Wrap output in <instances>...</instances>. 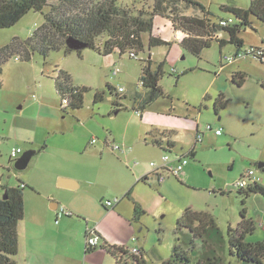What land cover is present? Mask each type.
<instances>
[{
  "label": "rangeland",
  "instance_id": "obj_1",
  "mask_svg": "<svg viewBox=\"0 0 264 264\" xmlns=\"http://www.w3.org/2000/svg\"><path fill=\"white\" fill-rule=\"evenodd\" d=\"M198 1L210 10L211 19L216 23L229 18L238 23L232 13L222 10L223 5L248 8L251 4V0ZM120 3L134 13L141 10L151 13L155 0H120ZM165 6L167 13L154 17V33L171 45L156 47L151 55L149 51L139 53L137 58L119 51L105 55L88 47L81 53L51 51L46 59L35 52L27 61L18 49L0 66V184L18 186L22 181L28 185L24 196L29 215L37 200L49 203L51 187L47 176L59 165H62L60 170L74 166L80 172L82 167L91 170L95 166L121 178L127 170L134 169L135 161L143 166L152 161L162 162L165 151L153 144L152 135L170 133L181 150L195 148V157H187L189 164L178 177L169 176L161 185L151 178L134 186L133 191L145 210L136 221L107 214L100 204L102 214L96 202H91L96 188L102 192L110 190L103 182L80 189L78 200H69L68 210L73 215L62 216L59 223L53 218L47 224L51 232L47 253L54 255L59 249H65L68 264H76L72 257L84 254L88 224H97L98 231L103 230L108 247L137 245L143 251L145 264L168 261L176 245L188 251L191 259L188 264H255L231 253V234L243 220V209L254 226L246 241H264V197L259 193L245 197L235 185L248 169L257 171L264 184V169L258 166L264 163V63L248 56L232 64L224 61L220 71L221 54L234 56L237 46L228 43L221 48L214 42L201 56L194 55L175 39L172 18L176 16L175 11L181 15H202L201 9L183 1ZM250 20L251 26L243 27L240 32L244 40L242 48L264 46V22L255 16ZM43 21V14L32 10L14 26L0 29V49L15 37L27 39ZM222 35L228 38L227 33ZM150 57L153 69L165 62V73L159 84L170 98L160 97L141 110L143 117L140 118L135 108L145 94L140 85L143 60ZM239 67L247 73L241 86L232 80L234 70ZM60 69L69 73L73 85L90 89L84 95L82 109H63L55 82ZM107 84L117 90L124 89L121 96L125 97L118 99L123 108L118 112L119 107L113 105L117 97L109 93ZM96 90H105L104 100L97 104L94 103ZM220 94L224 95L227 105L216 112L214 104ZM209 124L213 131L207 129ZM197 126L206 135L202 142H196ZM217 127L222 129V136L215 134ZM93 138L97 142L92 144ZM123 140L134 152L130 159L105 146ZM132 142L137 144L136 149ZM43 146L45 150L40 151ZM101 147L110 153L103 156ZM14 148H21L23 152L11 160ZM28 150L36 153L28 167L18 170L16 160ZM175 152L167 151L171 157ZM141 155L146 158L144 161ZM187 209L200 213L208 228L205 236L195 238L189 229L179 227V219ZM100 218H103L101 223ZM57 228L64 231L60 238L54 233ZM55 246L58 247L55 249ZM98 250L109 263L115 264L101 245ZM96 251L87 253L90 257L85 262L95 264L91 254ZM17 261L21 264L20 253ZM31 264L42 263L34 257Z\"/></svg>",
  "mask_w": 264,
  "mask_h": 264
},
{
  "label": "trees",
  "instance_id": "obj_2",
  "mask_svg": "<svg viewBox=\"0 0 264 264\" xmlns=\"http://www.w3.org/2000/svg\"><path fill=\"white\" fill-rule=\"evenodd\" d=\"M179 1L200 8L203 13L202 15H181L175 11L173 13H176V16L172 18L175 30L183 31L186 34L180 41L181 44L196 56H201L202 52L206 48H210L214 42H218L221 48L232 43L237 46V50L243 49L244 40L240 35L241 29L251 26L250 19L252 16L264 22V0H251L248 8L223 5L222 10L232 13L238 20V23L235 24L232 18H229L232 21L221 19L218 23L214 22L211 19L210 10L198 0H155L151 13L143 10L134 13L131 8L123 6L120 0H54L53 3H50V0H0V29L14 26L32 10L41 12L44 16L43 23L32 32L30 37L24 40L15 37L11 43L0 49V66L14 52H18V49L21 50L19 52L23 53L22 58L27 61L32 58L35 52H39L45 59L51 51L72 52L74 50L69 48L66 42L70 36L84 41L89 48L99 50L105 55L115 51H119L120 54L129 52L134 58L145 51H149L151 55L154 48L171 45L170 41L154 33V17L157 15L164 16L167 13L165 4ZM47 8L49 11L46 10ZM221 21H227L228 24L222 25ZM222 32L228 34L227 39L223 37ZM78 52L81 53V50ZM260 61L264 63L262 59ZM143 63L141 81L145 94L135 111L145 109L160 97L170 98V95H167L159 84L165 73V62L162 61L157 69L152 68L151 57L148 60H143ZM246 78L247 73L242 71L236 72L232 80L241 86ZM55 82L63 109L67 110L68 107L82 109L84 95L90 89L86 86L73 85L69 73L63 69L58 70ZM107 87L112 96L115 93L117 99L113 100V105L119 107L116 109L119 111L123 108L119 100L125 96H121L122 92L111 84H107ZM104 96L105 90H96L94 103L103 101ZM226 105L227 101L224 95L220 94L214 104L216 112L221 108L224 109ZM198 133L203 136L202 131L199 130ZM201 141L196 138V142ZM155 143L162 147L161 141L156 140ZM168 144L170 147L175 146L170 141ZM167 151L165 150V153ZM183 155L195 157V148L189 149ZM148 178L149 176H145L142 181ZM26 186L28 185L22 181L18 186L1 184L0 264H17V256L20 253L19 225L25 217L24 188ZM239 192L245 197L252 193H259L264 197V184L256 182L247 188H239ZM130 193L131 190L127 195ZM135 213L137 217L145 213L139 203H135ZM242 217L243 220L236 228V232L231 234V253L248 263L264 264V241L256 243L246 241L247 234L253 232L254 226L252 221L246 218L245 209L242 211ZM178 225L180 228L189 229L195 238L203 237L208 233L207 225L201 219L200 213L191 209L184 211ZM90 227L88 224V229ZM92 234L99 238L100 243L96 247L85 244L86 253L96 250L101 245V249L107 250L113 256L115 264H133V261L145 264L146 260L143 251L140 249L139 253L135 255L129 252V247H108V243L106 241L103 243L102 236L98 231L95 230ZM190 261L188 251L181 245H176L170 259L163 264H188ZM199 264H205V262Z\"/></svg>",
  "mask_w": 264,
  "mask_h": 264
},
{
  "label": "crops",
  "instance_id": "obj_3",
  "mask_svg": "<svg viewBox=\"0 0 264 264\" xmlns=\"http://www.w3.org/2000/svg\"><path fill=\"white\" fill-rule=\"evenodd\" d=\"M176 36H177V32H176ZM175 39L179 41L177 38ZM251 46H254V45H251ZM238 59H241V58H237L235 59V61ZM257 61L259 60L257 59ZM222 63H224V61H222ZM223 68H224V64L223 66H221L220 64L219 70L221 71L223 70ZM242 71L244 72L245 70L239 67L238 69L234 70V74L236 72H242ZM244 84L245 82L242 85ZM137 116L139 115L137 114ZM139 117L140 118L143 117L142 111ZM217 129L219 128L217 127ZM199 130H200L199 126H197L196 127V137H197ZM147 132H148V128H146V133ZM162 134L164 136H161ZM169 134L165 132V133H161V135L159 136L152 135L151 141L153 142L154 145L158 146L159 148H162L164 151L165 150H168L169 152L176 151L174 155L186 153L188 150L187 151L181 150L182 147H179L177 145V142L173 140ZM222 135L223 133L217 136H222ZM205 136L206 135L204 132L202 136V141L204 140L203 138ZM209 136H213V135L210 133ZM156 140L161 141L162 147H160L158 144L155 143ZM169 141L172 142L173 145L175 146L170 147V145L168 144ZM115 142L125 144L127 147L126 152H120V154L121 153L123 154L121 155L122 157L126 159H130L131 156L132 157L134 156L132 155L134 153L132 151V147L128 145L126 141L123 140L121 142L119 141H115ZM132 144L134 148L136 149L137 144H135L134 142H132ZM105 146L109 147V144H105ZM43 147L44 148L41 149L40 151L45 150L46 146H43ZM99 151H101L103 156H106L107 154L110 153V150L107 149L106 147H101V150ZM140 157H142L141 159L143 161L144 159H146L142 155ZM60 168H62V165L57 166V170L55 171L52 170V172H50V174L47 176V181H49L50 187H51L49 196H48L50 199L49 203L42 201V200H37L34 205L35 207L33 206L31 208L30 215H29V211L27 207L25 206V217L19 225L21 264H31L32 258L34 257H38L39 260H41L42 264H68L67 262L69 258L66 256V251H64L65 249L63 250L59 249L58 251H56L54 255H50L47 253L46 247H48L50 244V236H51V232L48 229L47 224L48 222L51 223L53 218H55V223H59L60 218L66 215V213H64L63 215L59 216L58 213L61 207H64L65 211H69L68 206H70L71 204L70 201L78 200L79 195L81 194L80 189H83L91 185H97L103 182L110 188V190L102 192L101 188H96L94 191V194L91 195V202L93 201L96 202L97 206L101 209L102 214H103V209L101 208V206L108 212L107 214H112L114 216L119 215L121 217H126L127 219L136 221L137 219H139V217H137L135 213V203H139L141 205V202L139 201L138 194H135V192L133 191V188L135 185H138V183L142 181V179L145 176H149V178L147 179L148 181L151 178L156 179L154 176L151 175L152 168H151L150 163L148 166L147 165L143 166V164L140 165V163H138L137 165H134V169L131 172L127 170L128 173L126 175H123L121 178H116L114 175L110 173H106L102 170H99L95 166L92 167L93 169L91 170H89L87 166L82 167L81 171L83 172H80V170H77L74 166L73 168H69V169L66 167L65 170H62V169L60 170ZM85 171H88V172H85ZM180 174L181 172L179 173V175ZM178 176H175V177H178ZM147 180H145V182ZM156 181L158 182L157 179ZM115 183H117V188L114 190V187L116 185ZM158 183L160 185L164 184L163 182L161 183L158 182ZM130 190H131V193L127 195ZM115 197H119L120 201L116 203L113 208L105 207L104 201L114 199ZM70 209H73V208H70ZM69 212H70V214H68L69 216L73 215L71 211ZM77 213H80V212H77ZM57 219H59L58 222H56ZM102 219L103 218H100V223L102 222ZM89 225L91 227L96 228V230L98 231L97 224H89ZM54 233L57 235L58 238H60L64 234V231L63 229L57 228L54 231ZM98 233L102 236L103 243L104 241L107 242V238L103 230L98 231ZM52 241L54 240L52 239ZM134 246L138 247L137 245H134ZM57 247L58 246H55V249ZM76 256L77 255H75V257H72V259H74L77 262L76 264H88L87 261L85 262V260H88L90 256L87 255L85 251H84V254L80 253L78 257ZM91 256H93L96 259L95 264H114V262L112 263L108 262L107 257L101 250H98L92 253ZM17 264H18V261H17Z\"/></svg>",
  "mask_w": 264,
  "mask_h": 264
},
{
  "label": "built area",
  "instance_id": "obj_4",
  "mask_svg": "<svg viewBox=\"0 0 264 264\" xmlns=\"http://www.w3.org/2000/svg\"><path fill=\"white\" fill-rule=\"evenodd\" d=\"M229 21H232L231 19H229ZM222 25H227L228 22L227 21H221L220 22ZM177 32V36L176 38L181 41L186 34L183 31L180 30H176ZM248 56H252L253 58H256L260 61V59H262L264 61V46H250L248 48H243V49H239L236 51L234 56H229V55H222V59H221V66H223L224 63H222V61H227L228 63H233L235 61V59L237 58H246ZM175 71V70H173ZM115 73H119V69L115 70ZM143 82L140 81V85H142ZM119 91L123 92L124 89L122 87L119 88ZM137 114L140 116L141 115V111L140 110H136ZM208 130H213L212 126L209 124L207 127ZM215 133L217 135H220L222 133L221 129H216ZM198 140H202V135H200L199 133L197 134L196 137ZM97 142L96 138H93L91 140V143H95ZM110 148L112 149V151L114 152H126L127 151V147L125 144H121V143H110L109 144ZM22 149L21 148H14L11 152V159L14 160L16 159L21 153H22ZM189 160L185 155H181V154H176L175 156H170L168 153H165L162 157V162L161 163H157L152 161L150 163L152 171H151V175L154 176L158 182H164L166 180V178H168L169 176H178L179 173L185 168V166L188 164ZM128 163V162H127ZM139 163V161H135L134 165H137ZM256 182H261V178L260 176L257 174V171H255L254 169H248L247 172L245 173L244 176L241 177V179L238 180V182L235 184L238 188H247L249 185H252ZM0 189H1V184H0ZM120 201L119 197H115L114 199L111 200H106L104 201V205L107 208H113L115 206L116 203H118ZM64 213L66 214H70L69 211H65L64 207H61L60 211H59V216L63 215ZM59 219L56 220V222H58ZM96 228L94 227H90L88 229V237L86 239V244H89L91 247H96L99 245L100 241L99 238L97 236H93L92 232L95 231ZM97 231V230H96ZM91 233V234H89ZM132 241H136V238L133 237ZM129 252L132 254L137 255L139 253V248L136 246H133L132 248H129Z\"/></svg>",
  "mask_w": 264,
  "mask_h": 264
},
{
  "label": "water",
  "instance_id": "obj_5",
  "mask_svg": "<svg viewBox=\"0 0 264 264\" xmlns=\"http://www.w3.org/2000/svg\"><path fill=\"white\" fill-rule=\"evenodd\" d=\"M66 42H67V46L69 48H71L72 50H74V51L75 50L78 51V50H82L84 48H88V44L87 43H85L84 41L79 40L77 38H74L72 36L68 37ZM34 154H35L34 150H28V151L24 152L22 157L19 158L18 160H16V164H15L16 168L18 170L25 169L29 165V163H30L32 157L34 156ZM258 166L260 168H262L264 166V163L261 162V163H259Z\"/></svg>",
  "mask_w": 264,
  "mask_h": 264
}]
</instances>
